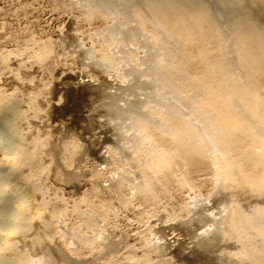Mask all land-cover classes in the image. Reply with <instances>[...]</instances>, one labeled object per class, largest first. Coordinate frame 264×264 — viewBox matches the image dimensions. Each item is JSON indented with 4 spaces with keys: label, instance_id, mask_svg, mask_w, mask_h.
<instances>
[{
    "label": "bare ground",
    "instance_id": "1",
    "mask_svg": "<svg viewBox=\"0 0 264 264\" xmlns=\"http://www.w3.org/2000/svg\"><path fill=\"white\" fill-rule=\"evenodd\" d=\"M59 1L48 0L64 10ZM130 3L134 0H70L68 8L87 24L102 25L103 34L121 29L118 18L124 15L123 8L135 23L125 33L133 42L131 48H139L134 33L163 50L145 69L141 59H127L121 68L124 75L133 80L151 75L158 89L163 80L166 93L175 95L163 99L148 79L133 85L134 91H150L142 93L145 98L132 95L117 105L129 128L117 129L115 141L105 139L111 146L103 150H94L93 135L80 143L47 132L44 138L28 137L24 151L16 153L21 154L7 153L16 157H1L0 166L6 171L1 172L5 175L0 193L7 196L0 198V220H13L28 229L20 235L0 230V264H175L178 259L173 257L200 240L208 248L223 242L218 253L214 250V264H264V0H139L140 7L133 4L127 14ZM108 10L113 19L106 15ZM114 19L115 25L107 29ZM13 36L21 40L19 34ZM105 36L92 39L90 47L77 43L75 51L87 55L92 65L93 60L106 64L115 40L112 34ZM162 37L179 45L174 54L164 51ZM227 42L232 44L231 61L226 59ZM164 54H170L167 65L182 78L180 84L167 77ZM28 55L41 72L53 73L59 64L48 44ZM4 66L6 60L1 58L0 68ZM91 82V77L77 84L66 82L62 95L72 99L75 87L83 84L78 100L91 101L98 96ZM122 84L115 85L122 90ZM41 86L42 91L32 97L9 96L0 88V119H16V125L25 118L41 122L35 99L40 96L50 104L43 98L49 87L46 82ZM109 96L121 100L119 93ZM78 100H71L76 117ZM18 102L29 107V113L17 108ZM177 102L188 112L180 111ZM14 127L18 126L11 130ZM199 177L202 181L197 183ZM59 185L70 188L68 197L58 196ZM174 196L182 200L177 205H172ZM215 203L222 205L210 210ZM168 208L177 213H168ZM122 210L132 212L149 232H169L158 240L150 234L144 241V245L150 242V249L138 257L126 240L116 239L114 218ZM155 210L161 211L157 218ZM195 215L199 222L189 241L173 231L184 221L168 228L158 225L162 218L167 222ZM123 244L121 251L118 246Z\"/></svg>",
    "mask_w": 264,
    "mask_h": 264
},
{
    "label": "rangeland",
    "instance_id": "2",
    "mask_svg": "<svg viewBox=\"0 0 264 264\" xmlns=\"http://www.w3.org/2000/svg\"><path fill=\"white\" fill-rule=\"evenodd\" d=\"M61 2L64 10L54 8L48 0H0V59L5 58L6 60V66L0 68V88L9 96L19 97L21 94H25L32 97V94L37 95L42 91L41 83L46 82L49 89L43 98H46V100L50 102V104L46 105L45 101H43L40 96H37L35 99L36 106L34 110L39 112L38 115L40 116L41 122L33 123L27 121L25 118L23 122L19 121V124L16 125V123H18L16 119L8 118V121L6 118L5 121L4 119H0V158L5 157L10 160V157L21 154L20 152L24 151L22 147L24 146L25 148L26 145L24 141L27 140L28 137L39 136V138H44L47 132H51L57 137L60 136L64 141L77 140L80 143H83V138H90L91 135H93L91 138L93 139V144H96L93 146L94 150H103L104 146H111L109 142L104 141L105 139L111 138L112 141H115V139H118L116 138L118 136L117 129L129 128V121L125 118V114H120L122 110H119L117 105L120 106L122 104V99L132 98V95L145 98L142 93L145 94L150 91H134L131 89L133 85L135 86L143 82L144 79H148L147 82L151 83L153 87L162 94L163 99H165V96L171 97L175 95L172 92L166 93L168 90L163 88V80L157 83L161 87L158 89V86H155L150 81L152 78L151 75L133 80L129 74L124 75L121 69L122 66H125V61L131 58L141 59L143 69L148 68L149 65L151 66L153 64V60H155L154 57L160 56L163 52V50L159 49V46L152 47L149 42L138 37L134 33H131L132 38L138 41L137 45L139 48H131L133 42L129 41L125 33L134 28L135 23L130 21L128 13L131 12L133 8L140 7L139 0H134V7L133 4H128V16H126V11L123 10V8L121 9V13H124L121 18H118L120 23L119 28L121 29L111 28V26L115 25V19L112 20L111 24L107 27V29L111 28L107 33L108 36L110 34L114 35L113 39L115 40V44L111 46L113 53L110 57V61L106 64L100 63L99 65L96 64V60H93V65L90 64L86 58L87 55H80L79 53L81 52L75 51V45L81 43L84 46L90 47L92 39L93 42L100 38L106 39L107 36L105 35L107 33L103 34L105 30L102 31V28H100L102 25L98 23L89 25L85 21L79 20L78 17L75 16V12H71L68 8L70 0H61ZM61 2L59 1V4ZM106 15L113 19L114 14L110 10L107 11ZM15 34L20 35V41L14 39L13 35ZM162 41L163 46H165L164 51L170 54H174L177 51L179 45L175 41H167L165 37H162ZM43 44H48L52 47L58 57L59 64H57V69L53 71V73L41 72L40 69H37L30 63L31 61L28 55L30 50L36 49L39 45ZM119 46L120 48H118ZM231 49L232 44L227 42V51L230 52L227 53L226 59L228 61H231ZM170 54H164L163 56L165 60L163 64L167 68L165 73L167 77L171 76L175 78L177 83L180 84L183 81L182 78L174 69H171V67L167 65ZM111 60H113V62H111ZM174 64L180 66L181 70H183L179 62H174ZM165 73L162 72V76L165 75ZM146 74L151 73L147 71ZM90 77L93 80V82H91L93 91L96 93L95 95L98 96H95L91 101L78 100L81 90L85 88L83 84H79L72 92V99L63 97L62 94L64 93L66 82L76 83L79 80H86ZM103 77H105L106 81L103 80ZM120 77H124V81H122ZM163 79L166 80L167 78ZM119 82L123 83L121 85L122 90L119 89L120 86L115 85ZM171 90L174 91L173 89ZM113 93H119L121 100L109 96ZM149 95L146 97H149ZM177 98L179 97L177 96ZM73 99L78 100V103H76L78 117H76L73 112L74 102L71 101ZM51 104L54 105L53 108L50 107ZM16 106L21 111L29 113V107L24 103L18 102ZM177 107L180 111L188 112L187 108L181 102H177ZM80 116H82V118L79 119ZM189 118L191 117L189 116ZM14 121H16L15 124ZM13 124L16 127L18 126L16 129L19 130L20 128V131L22 130V132L19 131V136L17 135L18 130L16 132L14 131L16 130L15 127L12 129V132L11 128H13ZM84 130H88L89 133L81 135L83 133L81 131ZM72 131H74V133H72ZM13 133L16 134L17 138H15L19 142L13 138L15 136H13ZM21 134L22 136L24 135L22 137L23 139L21 138ZM19 137L21 139H18ZM20 140L23 141L20 143ZM22 143H24V145ZM11 147L14 149H11ZM19 147V150L15 149ZM7 148L11 149V151ZM18 151H20L19 154H16ZM5 152L6 154H4ZM13 152L15 155L10 156V154H7ZM4 169H6V167L0 166V174L2 171H6ZM4 173L5 172L2 174ZM2 174L0 179L5 175ZM199 178L196 182L202 181V179ZM59 187L60 191H58V196L63 194V196L68 197V195H70L71 192L69 187L64 185H59ZM83 187L81 189H83ZM85 188L86 187H84V189ZM53 191L54 190H51L49 194H54ZM208 191L206 185V188L202 189V195L206 197ZM12 192H14L13 189L9 193L11 194ZM5 193H0V198L5 196ZM181 201V199L174 196L172 205H177ZM112 204L116 207V204ZM221 205V203L212 204L210 210L216 211ZM167 212L177 213L176 209L173 210L170 208L167 209ZM160 213L161 211L155 210L153 214L157 218L160 216ZM21 216L23 215L21 214ZM16 217L20 218L19 216ZM116 217L114 218L115 223H113L115 229L118 226L116 230V239L122 238L121 240H126V244L133 246L132 252L138 257L145 252L146 249H150V242L149 245H144V241L150 239V234H156L154 237L158 240L164 239L167 232H169L164 229H161L157 233L153 231L149 232L146 230L145 224L139 222L132 216V212L129 211L125 212L122 210L116 214ZM198 218L199 217L195 215L184 220L172 218L167 222L164 220L165 218H162L158 225L168 228L170 226H175L179 221H184L182 225L175 227L176 229L174 228L173 231L179 233L180 239L189 241L188 237L190 232H192L191 229H194L198 224ZM2 220H0V230L3 232L4 230L8 231L10 229L8 233H10V231L11 233L19 232L17 235H20L21 230V233H25L28 229L25 225L22 227V224L19 226L17 223L16 225V222L14 223L13 220L10 221L5 218ZM23 228L24 230L27 229L23 231ZM204 243H206V241L202 242L200 240L198 244H191L192 246L185 249V253L182 252L183 255L181 254L176 258L173 257V260L178 259V261H175V264H214L216 260L214 259V253L217 249L220 250L222 248L223 242H219L218 247L216 246L217 248H213L212 246L208 248ZM124 246V244L119 245L118 249L120 248L122 251L125 249L123 248ZM184 246L186 247L188 245L185 244ZM127 251L128 249H126L125 252ZM99 261L101 262L102 259H99Z\"/></svg>",
    "mask_w": 264,
    "mask_h": 264
}]
</instances>
